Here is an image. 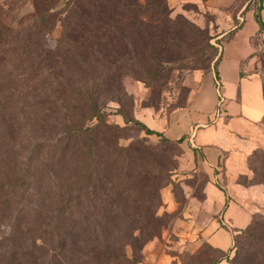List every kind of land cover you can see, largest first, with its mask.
Returning a JSON list of instances; mask_svg holds the SVG:
<instances>
[{"label": "trees", "instance_id": "1", "mask_svg": "<svg viewBox=\"0 0 264 264\" xmlns=\"http://www.w3.org/2000/svg\"><path fill=\"white\" fill-rule=\"evenodd\" d=\"M38 1L31 0L32 12L23 19L20 12L10 22L0 15V131L10 127L18 134L34 130L41 135L23 160L0 144V186H9L10 172L17 175L18 186L46 182L47 194H40V201L49 199L51 206L44 219L8 221V235L0 239V264H141L144 247L160 231L161 200L158 188L142 186L149 174L138 162L148 147L141 141L121 145V133L134 123L160 138L154 147L160 180L176 169L170 154L176 155L189 136L170 141L117 110L114 115L122 116L125 125L120 127L109 120L106 102L120 103L124 77L143 79L148 88L164 78L158 42L181 45L174 40L177 27L203 35L179 17L172 19L171 0H62L46 8H39ZM256 20L263 32L259 16ZM57 24V48L48 50L45 42ZM205 40L195 53L207 48L209 58L198 61L196 69L217 57L216 66L220 58L211 39ZM4 118L20 119L26 126L8 125ZM7 155L20 161L14 169ZM8 204L1 200L0 212ZM258 215L234 236V256L226 264L245 259V264H264ZM3 225L0 221V229ZM223 258L213 264H222Z\"/></svg>", "mask_w": 264, "mask_h": 264}, {"label": "rangeland", "instance_id": "2", "mask_svg": "<svg viewBox=\"0 0 264 264\" xmlns=\"http://www.w3.org/2000/svg\"><path fill=\"white\" fill-rule=\"evenodd\" d=\"M30 2L31 0H0L2 8L0 15L4 13V20L10 22L13 21L17 12H20L19 18L23 19L32 12ZM61 2L62 0H40L38 6L46 8L51 4H61ZM243 7L245 9L239 15ZM169 8L172 19L179 17L182 22L191 24L202 33L204 40H201L203 37L198 38V33H192L190 30L186 32L184 27V29L177 27L174 40L181 44H178L180 47L178 45L173 47V44L171 47H167L158 42V57L162 62L164 78L148 88L143 79L124 77V94L118 97L120 103L109 102L107 99L102 101L103 103L107 101L108 112L112 114L109 117L111 123L120 127L125 126L124 122L122 123V116L114 115L117 110L125 118L136 120V112L141 109H152L158 114L165 115L184 107L196 87V74L207 73L215 67L217 57L205 61L203 65L199 66V69H196L198 61L209 58L210 51L207 48L199 54L195 53L197 45L203 46L207 43L205 36L211 39L209 44L218 51L219 55L223 42H229L230 46L235 48L234 51H241L246 40L249 41L248 37L256 35L259 29L256 18L250 12L260 8L259 0H171ZM244 18L246 23L236 37L231 32L220 40L216 39L227 30L228 22L234 27L241 24L243 22L241 20ZM60 35L61 26L57 24L45 42L48 50L57 48ZM257 44L260 47L253 56L256 57V59L254 58V67L264 81V39H260ZM144 61L151 66V61L147 57ZM151 67L153 68V66ZM2 75L0 73V77ZM83 75L84 73L81 72L80 77ZM221 85V87H217L218 99L214 118H219L226 112L225 88L222 82ZM6 110L10 111L7 107ZM16 114L22 118V113ZM4 120L8 125H16L17 128L20 127L18 125L26 126L20 119L11 121L4 118ZM0 125H2L1 121ZM21 132L18 134L13 128L7 127L5 132L0 131V144L3 145L2 149L9 150L10 154L17 152L23 160L37 138H41V135L34 130ZM121 135L123 139L120 140V144L123 146L128 147L130 144L141 141L148 147L146 154L141 157L143 158L142 163L138 162L142 165L144 172L149 174V180L142 186H146L147 191L158 188L161 200V206L157 211L161 225L160 231L158 237L144 247L141 264H213L223 257L222 264H226V260L234 256V244L230 247L232 239L230 236L224 235L221 238V248L228 250L217 252L210 249L211 245L204 238V228L213 213L205 205L207 178L204 174L197 172L193 165L184 163L186 150L180 146L176 155L170 154L172 156L170 161H173L176 169L172 171L168 179L160 180L159 171L161 170H157L159 168L158 157L154 153V147L159 144L160 138L156 135H146L145 130L134 123L128 125ZM7 157L8 162H11L10 169H14V165L20 162L13 160L10 155ZM164 163L166 164L167 160ZM249 167L250 177L244 178L242 181L252 186L264 187V150H258L250 158ZM6 178L7 172L4 180ZM17 179V175L10 172L8 175L9 186H0V207H2L1 200L9 201L7 210L0 212V221L4 222L0 229V239L8 235L9 220H14L17 217L22 224H26L31 223L34 218L44 219L46 218L45 212L51 206V201L48 203L49 199L44 202L40 201V196L47 194L46 182H43V186H35L32 183L29 186H18ZM138 188L142 191V187L138 186ZM18 193L20 195H17ZM40 208L43 209L42 215H40ZM224 211L225 208H222L217 214L218 216L215 215L220 226L219 217ZM258 214L256 220L260 223L257 226L256 234L261 238L264 237V221L261 220V217L264 218V210ZM237 234H233V241ZM129 255H131L130 252ZM245 263L246 259L243 264Z\"/></svg>", "mask_w": 264, "mask_h": 264}, {"label": "crops", "instance_id": "3", "mask_svg": "<svg viewBox=\"0 0 264 264\" xmlns=\"http://www.w3.org/2000/svg\"><path fill=\"white\" fill-rule=\"evenodd\" d=\"M250 12L255 18L259 16L264 24V0L257 11ZM241 21L234 27L228 22L227 30L216 39L231 32L236 37L246 19ZM248 38L238 52L229 42H223L215 68L196 74V87L184 107L165 115L141 109L135 116L137 121L170 141L189 136L181 145L187 152L183 161L206 176L205 205L214 213L210 215L203 236L212 247L222 251L228 250L221 248L224 235L231 237L232 247L233 234L244 230L254 215L264 210V187L242 183V179L250 177L251 156L264 150V81L255 71L256 57H253L260 47L258 41L264 39V31L259 26L257 34ZM221 82L227 107L225 114L214 118L217 87L222 86ZM222 208L225 211L219 217L221 227L215 215Z\"/></svg>", "mask_w": 264, "mask_h": 264}]
</instances>
